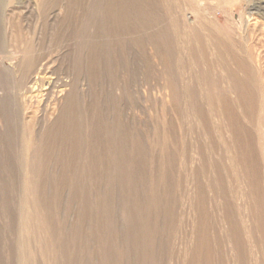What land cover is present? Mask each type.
<instances>
[{"label": "rangeland", "instance_id": "obj_1", "mask_svg": "<svg viewBox=\"0 0 264 264\" xmlns=\"http://www.w3.org/2000/svg\"><path fill=\"white\" fill-rule=\"evenodd\" d=\"M251 1L0 0V264H242L264 156L249 162L245 136L205 125L166 79L197 74L195 40L217 27L264 56ZM262 91L242 129L259 147Z\"/></svg>", "mask_w": 264, "mask_h": 264}, {"label": "bare ground", "instance_id": "obj_2", "mask_svg": "<svg viewBox=\"0 0 264 264\" xmlns=\"http://www.w3.org/2000/svg\"><path fill=\"white\" fill-rule=\"evenodd\" d=\"M201 1L203 2V0H201ZM263 3H264V0H253V1H251V5H253L255 12H250L248 14V16H246V18L248 20L245 23L247 34H249V36L251 37V38L249 37L250 40L253 39L252 38V31H254L256 26H258L259 24L262 23V20L259 16V13H261L262 15L264 14ZM201 4L203 5V6H201V9L202 10L204 9L206 12V10L208 9V8H206V7H208V6H206L207 3L204 2V4L203 3H201ZM207 16H208V14H207ZM215 17H216V15H215ZM212 20H213L212 23L216 24V20L214 18ZM205 21H207V19ZM208 21L211 22V20H208ZM162 22H163V20H162ZM178 22H180V21H178ZM217 28L218 29L215 31V33H209V32L204 33L203 38L204 37H211L207 43L202 42V38H201L202 36H200V34L198 35L197 41L195 40V42H197V44H199L198 50L196 52L202 50V53H201L202 57L199 59V62L203 61L202 63L199 64V67H197V66L195 67L197 74H192V72L189 71L187 68L182 70V72H179L175 69L174 71H171V74H170V75H172V74L174 75V77L172 76L173 79H172V77H170V75H169V77L171 79L170 78H167V79L165 78V79L167 80L166 82L168 83V88L170 89L171 93L173 94L172 95L173 101H174V99L177 98L179 100V102H181V103L183 102L184 104L185 103L193 104L195 107H198L199 113L201 114V116L204 117V115L206 114L205 115V121H203L204 124L206 125L208 120L213 121L212 128L214 127L217 133L224 132V129L227 131V133H233V132L237 131V133L233 136L235 143L240 141L241 138H243L245 136L246 139L243 140V143H244L243 147L246 150L248 161L251 162L250 160L254 159L253 157H256L255 161L260 162L259 157L256 155L258 152H260L264 156V147L258 146V144L256 143V139H257L256 135L251 136V133H248V135L246 134L247 135L246 136V135L242 134V129L247 130V125H249V123L252 122V119H254L255 116H257L256 115L257 104L262 102V101H260L261 98L258 95V93H259V89L261 90V88H263L262 93L264 92V56H261L260 53H258L255 49H253V45L255 43L252 46L250 45L249 47H247L248 49L246 50L245 54H241L242 50L237 47V46H239L237 41L242 42L241 39H243L245 36L244 37L241 36L239 39H235V37L233 38V35H231L230 30L224 29V27H221V28L217 27ZM154 31L158 32L157 30H154ZM163 32L166 33V31H163ZM192 33H193V31H192ZM157 35H158V33H157ZM162 35H165V34L162 33ZM161 37L162 36L160 35L159 38H161ZM166 38H167V36H166ZM158 41H159V39H158ZM161 42L162 41H160V43ZM256 44H257V42H256ZM255 47L256 46H254V48ZM195 49H197V48H195ZM247 52L249 54H247ZM172 60H174V59L172 58ZM195 60H197V59H195ZM252 63H255L257 67H254L252 65ZM173 101H172V103H173ZM263 101H264V97H263ZM261 105H263V104H261ZM224 122L227 123L228 128H224V125H223ZM241 124H242V126H241ZM238 128H239V130H238ZM260 135H261V133H260ZM259 136H258V138H259ZM30 143L31 142H29L28 144H30ZM226 143H229V142H226ZM260 143H262V142H260ZM199 148H200V146H199ZM200 150H203V148ZM238 150H239V148H238ZM205 161H207V160H205ZM255 161L252 164L251 171H254V168H253V166H254L258 170V173L260 175V173L262 172L261 171V165H260L261 162H260V164H258ZM207 162H209V161H207ZM208 166L209 165H207V167ZM207 167L205 165V168H207ZM261 175L259 176V178H262ZM223 177H225V176H223ZM257 178H258V176L256 174L251 175V179H250L251 180V186L250 187H251L252 195L255 198V200H254L255 203L253 204V210L251 211V221H250L249 225L247 226V229H249V231H250L251 237L254 238L251 241L252 242L251 246L253 247V250L250 252V254H246L247 253L246 252L240 258V259L243 258L242 264H247V263L252 264V263H250V261H252L253 264H264V202H263L264 195H262V193H260V188H262V186H261L262 181L260 179L257 181L256 180ZM226 185H228V184H226ZM263 187H264V185H263ZM222 193H223V190H222ZM207 203H208V201H207ZM226 206H227V204H226ZM228 216H229V214H228ZM198 235H200V234H198ZM212 246H213V244H212ZM215 246H216V244H215ZM195 247H197V246H195ZM212 248L214 249V247H212ZM212 248L205 247L204 251L207 253L206 257L211 258L212 256L216 255V259H218V256H219V255H217L218 252L216 251L217 253H214L215 255H213V253H212L213 249ZM196 249L197 248H195V250ZM211 249H212V251H211ZM195 250L192 251L193 254L191 255V258H190L192 261H193V259L196 258L195 253H194ZM219 252H220V249H219ZM247 256L251 257L250 258L251 260H249V262H247V260L245 259V258H247ZM228 257H230V258H228ZM236 257H237V255H236ZM236 257L234 256V258H233L232 255L231 256L229 255V256H226V258L223 260L227 259L230 261L232 259V261H233V259H235ZM238 257H240V256H238ZM221 258H222V256H221ZM219 259H220V257H219ZM214 261L216 262L215 259H214ZM218 263H219V261H218ZM210 264H212V263H210ZM214 264H216V263H214ZM222 264H223V262H222Z\"/></svg>", "mask_w": 264, "mask_h": 264}]
</instances>
